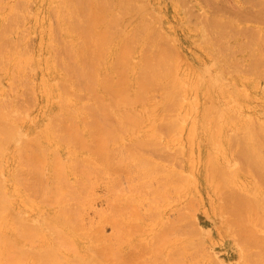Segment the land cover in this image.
<instances>
[{"label":"bare ground","instance_id":"obj_1","mask_svg":"<svg viewBox=\"0 0 264 264\" xmlns=\"http://www.w3.org/2000/svg\"><path fill=\"white\" fill-rule=\"evenodd\" d=\"M19 1L12 0L4 8L0 6V14L4 10L13 13L17 3L20 7ZM136 1L49 0L51 11L49 14L59 16V21L56 20L59 27L53 23L55 26L52 24V28L57 26V29L61 30L65 42L61 44L63 40L59 38V31L58 33L56 30L51 31L53 36L59 34L58 38L61 41L56 37L57 41L54 37L51 39L54 38L55 42L59 41L61 45L57 44L61 47L64 44L59 49L60 51H57V46L55 47L59 53L47 51L42 60L37 57L32 60V57L29 56L30 52L26 53L29 47L24 51L21 50L22 53L27 54V57L26 54L21 55V51L18 53L19 55L17 54L19 57H16V51L12 50L13 56L10 57L11 59L8 57L9 61H12L11 68L0 66L2 67L0 68L1 80L5 79L11 83L14 80L17 81L16 78L23 74L22 71H16L14 66L18 69L20 64L24 65L22 67H27L22 63L24 61L26 63L28 60L35 62L38 67L44 68L47 75L42 86L43 92L49 98L53 94L58 98V102L55 104L57 107L42 117L43 123L38 127L39 134L19 140V144L21 142L23 144L21 147H14L13 151L9 147L12 138L18 139V135L21 136L23 132H21L22 128L18 131L14 127V123L9 122L10 113L3 109L6 108V105H14L15 110L19 111L22 110L20 108L23 107V104H20V106L22 105L20 107L16 104L20 100L12 99L10 103L9 99H0V264H142L147 259L148 261L152 260L154 256L156 259L162 257L163 259L159 260L160 262L153 259L152 264H182V256L185 253L181 256L178 252L177 245L180 244H177L179 241L177 238L181 235L179 230L184 227L182 226L183 228L180 229L181 227L176 224L164 222L165 206L163 208L158 204L165 202V205L169 206L171 195L175 189L176 192H180L182 184L187 186L188 182H191L193 185L194 178L191 176L193 169L191 170V168L194 166L188 163L192 167H189L190 169L185 175L182 172V176L177 177L168 166L158 160L165 161L167 159L165 152L168 150L162 147V141L166 142L167 147H176V150L178 148L187 154L188 151L191 153L196 141L201 138H204L208 145L206 161L208 171L206 172L207 174L209 172V175L212 174L211 171L214 172L212 175L214 178L209 176L210 186H212L211 184L215 186L214 192L222 190L221 196L226 189L228 191L225 186L231 190L227 194L224 193L226 202L223 200V204L226 206L223 210H225L224 213H227L225 219L226 221L232 219L229 221L231 223L229 225H233V227L235 225L239 230L236 229L237 238L238 241L243 238L241 242L245 244V249L250 247L255 249V251L251 250V253L248 249L250 254L246 255L250 259H247L248 257L245 255L247 258L245 257L243 262L250 260L249 262L254 264H264V237H262L264 234V199H262L264 198L262 197L264 196V111L261 115H255L246 101L247 96V99L250 98L248 91L238 87L245 83L246 78L241 76L239 78H224L216 62L213 65L217 68V72L213 73L212 68L205 65V69L193 72L194 77H192V72L182 65L183 58L181 51H178L177 40L174 38L172 40L165 39L162 29L160 28V31L157 28V23L156 27L152 22L146 21L144 15L147 8L145 4L141 5V8H137L140 5L136 7L134 4ZM19 7L18 10L21 9L22 13L27 9ZM16 14L18 15V13ZM19 15H22L21 12ZM152 15L151 13V17ZM28 16L26 15L25 18ZM145 17L147 16L145 15ZM0 18L3 16L0 15ZM10 18H8L9 21H12ZM18 18H16L17 21L21 19ZM22 18H24L23 15ZM255 19L264 24V0L260 2V11ZM25 20L23 19V22ZM1 24L5 25V22ZM14 24L17 28L20 23L18 26L17 22ZM9 27L7 29L11 32L13 29L11 30ZM1 30L3 32V29ZM253 33L250 37L254 38L256 43L260 41L259 48H248L251 51L249 54L244 53L240 59L235 58L237 62H233L236 64L234 68L236 69L237 64L242 63L247 65V69H254L256 74L264 80V40L260 39V35L263 36L264 31L257 28ZM5 36L0 34V39ZM23 38L21 39L24 40ZM5 39L8 41L7 38ZM8 39L11 40V38ZM13 41L11 40L12 45L15 43L16 46L19 43H16L17 40ZM8 43L5 42L6 47ZM10 44L7 48L11 46L14 49L15 46ZM28 46L31 48L32 44L30 43ZM244 47L247 48L245 45ZM7 48L3 47V49ZM17 48L19 49V46ZM17 48L15 47L14 50ZM3 49L1 50L4 51ZM6 51L8 52L5 50L0 54V61ZM58 61H61L65 70H62V67H60L61 70L58 68L59 66L57 67ZM4 62L2 61L3 64ZM8 62H5V64L7 63L6 67ZM33 62H31V67L28 64L31 69L26 68L27 71L33 72ZM2 63L0 64L2 65ZM37 66L34 70L38 69ZM28 73L27 76L30 74ZM230 73H233V70ZM25 81L24 89L28 86V80ZM32 84L30 80L27 89ZM4 87L5 84L0 83V92L5 91ZM34 88L32 89L34 90ZM16 89L15 94L21 95L20 90ZM201 89L206 98H210V94H214V92L219 93L224 103H214L212 100H209L210 103H208L206 101L198 112L195 100L191 99L188 93ZM157 93L160 97L156 96ZM154 97L161 99L157 101ZM253 97L259 99L264 106V101L260 96L255 93ZM240 99L243 100L239 108L235 100ZM22 102L26 103V100ZM27 103L29 102L27 101ZM10 125L14 128L13 134L8 130ZM164 136L166 139H162ZM158 140L160 145L159 143L155 144ZM119 143L121 147H119ZM153 146L156 151H153ZM204 146L205 144L201 147L205 148ZM161 148L165 151L162 152ZM157 149H161V152ZM234 152L240 162H244L243 172L246 176L228 170ZM179 153L182 152L179 151ZM186 156L184 158L188 160ZM168 159L166 162H173L170 158ZM176 159L174 162L177 161ZM189 159L191 161L192 157ZM234 160L236 159L234 158ZM180 162L182 164V160ZM193 162L194 160H192V164H194ZM235 162L233 164L238 165V162ZM179 168L182 170V166ZM9 180L12 183L11 187L7 185ZM102 183H105L108 190L111 191L112 188L120 187L123 183H131V185L124 189L122 198L119 193L120 198L117 203L115 201L117 199H114L117 187L112 191L115 193L114 195L109 194L112 195V199L106 198L109 201H106L108 213H106L107 215L103 214L106 217L104 222H113L116 232L113 234L114 236H110L112 238H109L107 246L104 245L103 249L101 246V248L98 247V250L101 251L96 252V255L97 249L93 250V246L96 245L90 244L87 240L82 243L79 241L77 232L80 230L78 231L77 222L78 220L81 224L84 222L81 211L85 209L81 208L84 203L89 205L90 209L92 208L90 204H93L94 192L96 187ZM219 187L220 189H218ZM24 193L36 196L38 201L42 199L45 203L47 202L50 205L51 214L46 217L35 216L36 218L30 219L21 210H17L15 198ZM84 196L85 199H83ZM141 206L143 209L146 207L145 211L141 210ZM181 212L182 210L179 211L180 214ZM151 213L159 218L155 221L157 224H151L152 229L146 223L149 218L145 219L146 221L143 219L151 217ZM179 216L183 217L184 215ZM126 218L128 221L130 220L129 224L126 223ZM132 218H134V222H132ZM91 221L94 222L93 219ZM164 223L169 226L166 228ZM134 225L137 226L134 227ZM95 226L94 231L98 230V226ZM155 226L157 232L154 231ZM87 228L91 231L93 225H88ZM87 228L85 227L84 230ZM133 228H137V233L139 229V234L144 232L139 237L148 250L144 248V245L143 247L139 246L145 249L144 252L153 253V258L149 256L152 259L145 257L143 262L139 261L145 253H141V251L140 254L138 253L139 251L136 249L138 245L135 249L132 247L134 251L131 252L135 253L130 254L131 257L134 256V260L124 256L125 248L134 243L132 240H125L123 233L126 231L129 233ZM100 230V237H107L102 236L103 229ZM88 231L84 232L85 237L92 235L91 232L88 234ZM177 231L179 235H176ZM261 231H263L262 234H260ZM239 232L242 235L241 239ZM183 234L184 232L181 236ZM184 236L186 237V234ZM91 238L93 237L91 236ZM189 242L183 241L182 243ZM135 244L137 243L135 242ZM239 244L240 242H238ZM244 244L241 243L242 250H244ZM187 245L192 247L195 244L191 242L185 244V246ZM124 246L126 247L124 248ZM181 246L179 247L180 251L185 252L186 249L181 250ZM196 248L194 247V249ZM130 249L128 248V250ZM67 253H73V258H68ZM242 255L244 256V254ZM191 256H188L191 262L194 259H199L196 256L193 258ZM188 262L190 263V261ZM145 263L149 264L146 261ZM193 263L195 264V260Z\"/></svg>","mask_w":264,"mask_h":264},{"label":"rangeland","instance_id":"obj_2","mask_svg":"<svg viewBox=\"0 0 264 264\" xmlns=\"http://www.w3.org/2000/svg\"><path fill=\"white\" fill-rule=\"evenodd\" d=\"M10 1H12V0H1L0 6H2L4 8V6L8 5V2H10ZM260 2H261V0H137L136 3H134V4H136V7H137V5L138 6L140 5L137 8H141V5L145 4V7L147 8V12H146L147 14L145 13V15L147 17H145V15H144L145 20L148 22H152L155 26L158 24L157 25L158 27L157 26L156 27L159 29L160 28L162 29V34L164 37H166L165 39L168 38V39L172 40V38H174V40H177L176 45L179 46L178 51L179 52L181 51L182 58H183V64L182 65L187 67V70H190L192 72V77H194L193 72L196 73L202 69H205L204 68L205 65L210 66L212 68L213 73L217 72V68H215L213 65V63L216 62L219 65L220 70H221L224 78H226V77H228V78H230V77L239 78L240 76L243 78H246L245 83L241 84L243 86L239 85L238 87L243 88V89L248 91L250 98L247 99V97H248L247 96L246 101L249 103V107L251 108V110L254 111L253 113L255 115H261V113L264 111V106H263L262 102L259 99H257L256 97L254 98L253 95L256 93L264 101V92H263L264 80H263V78L260 77V75L256 74L257 72H255L254 69H252V68L247 69L248 68L247 65L239 63V64H237L238 67L235 69L234 67L236 66V64L233 63V62H237V60H235V58L240 59L244 55V53L249 54V52H251L249 49L259 48L258 43L260 41H258V43H256L254 38H252L250 36H252L254 34L253 32H255V30L257 28L258 29L260 28L262 31H264V27H263L264 24L262 22H257V20L255 19L258 12L260 11ZM48 3H49V0H25V1L20 0L19 1L20 7L24 8L25 5H29V6H25V8H24V9L27 8L26 10L29 11L28 14H25L27 12L26 10L23 11V13H22L21 9L18 10V7H19L18 3L16 4L17 6H16L15 11L13 10V13H10L12 11L9 12L8 10L1 11L2 13L0 15L3 16V18H0V30L3 29V32L7 31L9 33H7V32L3 33L2 30L0 31L1 32L0 34L6 35L5 37H3V39H0V44L4 45V46L0 45L2 47V48L1 47L0 48L1 49H3V47L7 48V47H9L8 44L11 43V40H14V41L17 40L16 43L17 42H19V43L16 46H15V43H14V45H12V43L10 45H12L13 47L15 46L16 48H17V46H19V49L17 48V50H14L15 47L13 49L11 46H10V48L3 49L4 51L8 50V52L6 51V53H4V55H2V58H4V60H2V58H1L0 63H2V61L4 62L5 59H6L5 62H8L9 58L13 56V53L15 51H16L15 52L16 55L15 54L14 55L16 57H19L18 53L22 49H23L22 51H24V49H26L28 47H29V49H27L26 53L30 52L29 56L32 57V60L35 59L36 57L39 58L40 60H42L43 57L46 55L47 51H54V52H56V54L59 53V52L57 53V51L59 49H61L64 46V44L62 47L59 45H61L62 43H65V42H64V39L62 37V33L60 32L61 30L57 29L59 27L58 26L59 24H57V21H59V16L56 14H52V15L49 14L50 9H49ZM46 8H47V10H46ZM0 9H1V7H0ZM19 11L21 12V14L23 15L24 18H22V15H19L20 14ZM148 11L150 12L149 14H148ZM16 13H18V15ZM151 13L153 14L152 17H151ZM26 15H29V16L27 18H25ZM53 15H54V17H53ZM55 16H56V18H55ZM18 17H20L21 19L17 21L16 18H18ZM51 17L54 18L53 22H52ZM8 18H10L14 22L9 21ZM13 18H15V19H13ZM23 19L24 20L26 19V20L23 22ZM2 22L3 23L5 22V25L1 24ZM16 22H17V24H16L17 26L20 23L17 28L14 26L15 25L14 23H16ZM53 23H56L58 27L57 26L53 27V28H55V29H53L52 28ZM7 24L8 25L10 24L9 26L12 25V27H9ZM4 26H7V27H4ZM53 26H55V25L53 24ZM8 27L11 30L13 29L12 34H11L12 31L11 32L8 31L9 30V29H7ZM161 29H160V31H161ZM54 30H56L57 33L59 31L60 36H59V34H56L55 32L54 33L57 36H53L51 31H54ZM20 35L23 37H26L27 39L21 37ZM58 36L61 40H63V42H61V44L59 43V41H61V40L58 38ZM261 36L262 35H260V39H261V41H263L264 35L262 37ZM51 37H54V38L56 37L57 39H59V41L55 42L56 38H55V40H54V38H52L53 39L52 40ZM5 38H7L8 41H6ZM8 38H11V40H9ZM21 38H23L24 40H22ZM48 40H50V41H48ZM21 41L22 42L24 41V42L22 43ZM5 42H7V43L9 42L7 44V47H6ZM171 42L173 43V41H171ZM30 43L32 44L31 48H30V46H28V44L30 45ZM49 43H51V44H49ZM244 43H246V44H244ZM24 44H26V46H24ZM52 44H54L53 45L54 50H53ZM244 45L247 46V48L244 47ZM55 47H56L57 51L55 50ZM1 49H0V52H1L0 54H2L4 52ZM9 49H10V51H9ZM22 51H21V55L23 54V56H24V54H26V53H24V52L22 53ZM31 51H33V52L31 53ZM21 55H20V57H21ZM23 56H22V58L24 59ZM0 57H1V55H0ZM26 57H27V54H26ZM26 57H25V59H26ZM56 57H57V55H56ZM5 62H4V64L2 63V65L0 64V66H2L3 68H11L10 66L12 65V61L8 62L7 67H6L7 63L5 64ZM31 62H33V61H31ZM31 62H30V60H28L27 63H26V61L22 62L27 67H22L24 65L21 66V64H20V66H21L20 69H19L20 66L18 67V69L14 66L16 71H18V72L22 71L23 72L22 76H19L18 78H16L17 81L20 79L23 84L20 82V80L18 81V83H16L17 82L16 80H14L15 83L14 82L8 83L5 79H3V81H2L1 77H0V83L5 84V87H4L5 91L0 92V99H9L10 103H11L12 99H15V101L20 100L21 102L26 100V103H27V101L29 102L27 104L25 102L21 103L20 101H19V103L15 102L19 106H20V104H23V107H21L22 105L20 106L21 107L20 109H22V110H19V111L15 110L14 105H12V106L6 105V108L3 109V111L10 113L9 122L14 123V127H16L18 129V131L20 130V128H22L21 132H23L21 134V136L18 135V139H15V137L12 138V142L9 144L11 151L15 150L14 147H18V146L21 147V145L23 143L21 142L19 144V140L28 139L29 136L33 135V134H39L38 133V127L41 123H43L42 117H44L45 115H48L49 113H51L53 111V109L55 107H57L55 104L58 102V98L55 97L54 94L51 98H49L48 96L45 95V93L42 90L43 82H44V80L47 79V75L45 73L44 68L38 67L36 65V63L33 62V65H34V67L32 65V71L33 72H31V71L29 72V71H27L26 68L31 67L30 66ZM36 62H38V61L36 60ZM28 64H29V67H28ZM247 64H248V62H247ZM35 66H37L38 69L34 70ZM63 66L64 65L61 64V61L57 65V67L59 69H60V67H62L61 69L65 70V68ZM2 67H0V68H2ZM30 69L31 68H29V70ZM24 70H25V73H24ZM182 70H185V68H182ZM232 70H233V73H230V72H232ZM26 72L27 73L29 72L30 74L28 73L29 75L27 76ZM24 76L27 78L24 79L25 78ZM23 79H24V82H23ZM25 80H28V83H27L28 86L27 87H25L26 86ZM30 80L33 84H32V86H30L29 89H27L29 87ZM23 85H25L24 86L25 89L23 88ZM31 87L32 88L35 87L34 90ZM185 87L187 88L186 85H185ZM16 88H18V89H16ZM15 89L20 90L21 95L15 94V92H14ZM233 92H234V89H233ZM241 93L243 94V91H241ZM188 95L191 99L195 100L196 110L198 112H199V109L202 108L201 106L204 103H206V101L208 103H210L209 100H212L214 103L223 102L221 95L219 93L214 92V94H210V98H206V96L202 92V89L201 90H192L191 92L188 93ZM156 96H159V93H157ZM159 97H157V98L154 97V98L157 99V101H159L161 99ZM242 100L243 99L235 100L237 102V107L240 108V104H241ZM23 108H25V110H23ZM255 119H257V118H255ZM251 122H255V121H251ZM8 127H9L8 130H10L13 134V130H14L13 126L10 125ZM162 139H166V137L164 136V138H162ZM201 139L196 141L198 143V145H197V143H195V146L193 147L194 151L192 150L191 153H190V151H188L187 154H185L182 150H179L178 148H177V150H178L177 151L176 147L175 148L167 147L165 141H162L163 143L165 142V146L163 145V143H161L162 147L166 148L169 151V152L168 151L165 152V158H167L166 160H169L168 158H170L173 162L171 161L172 163H169V162H166V160L165 161L164 160H158V161L161 162L162 164H165L166 166H168V168L171 171H173L172 173L174 174V176H177V177L182 176L183 173L185 175V173L192 166H194L191 168V170L193 169V174L191 175L192 178H194L193 185L191 184V182H188L189 186L188 185L184 186L182 184L183 187L181 186L182 189L180 192H176V189H175V192L172 193L173 192L172 190L174 189V186H173L172 190H171V193H172L171 196L172 197H171L170 205L169 206L165 205V202H163V203L161 202L158 204V205L163 206V208L165 206V208H164L165 210L163 211L164 222L167 221L168 224H171V223L174 225L176 224V226L178 225V227L179 226L181 227L180 229H182L183 227L185 228L184 231H183L184 228L182 230H179V232L181 231V235H182V232H184V234H183V236L180 235V236H178L179 238H177V239H179L177 244H180V245H177L178 246L177 249L179 250L178 252H180L181 256L185 253L182 256L183 258L180 256V259L182 258V262L184 264H192L194 260H195V264H247L250 260L248 262H247V260L243 262V260H245L248 257L246 255L249 253L248 249H250V253H251V250L255 251V249H252L250 247V248H246L247 251H245L246 250L245 244L243 242H241L243 239V238L241 239L242 235L239 232V234H240L239 238L241 240L239 239L240 241H238V238H237L238 234H236V233H238V232H236L238 229L235 227V225H234V227H233V225H229V224H231L229 221L232 219H230V220L227 219L228 221H226V219H225V217H227V215H226L227 213L226 212L224 213L225 210H223V208L226 206V204H223V200L226 202V200H225L226 195H224V193L227 194V192L228 191L230 192L231 190H229L230 189L229 187L225 186L226 188H228V191L225 188L226 191L223 193L224 196L223 195L221 196L222 190H219L218 192H216V191L214 192V190L216 189L215 186L213 184H211L212 186H210L209 176L211 177L212 175H214V172L211 171V173H212V174L210 173L211 175H209V172H208V174L206 172V171H208V169L206 167L207 166L206 161H207V154H208V145L205 143L206 141L204 138L202 139L203 142L201 141ZM16 141H17L18 145L16 144ZM122 141H124V140H122ZM154 142H156V141H154ZM120 143L118 144L119 147H121ZM157 143H159V140L155 144H157ZM202 143H203V145L205 144V146H204L205 148L201 147V146H203ZM159 145H160V143H159ZM197 147L199 148V150ZM154 148H153V151H156V148L155 149ZM174 149L177 151V153ZM204 149H205V151H204ZM157 150H159V149H157ZM160 150H159V152H161ZM163 150L165 151V149H162V152H163ZM179 151L182 153H179ZM202 151L206 154V156H205V154H202L203 153ZM190 154H192V155L190 156ZM198 154H199V156H198ZM185 155H187L186 157L188 158V160L186 158H184ZM235 156L236 155L234 152V154L231 157L232 163L230 162L228 170H233L235 172L241 173L242 175L244 174L246 176V174L243 172V169L245 166L244 162H240V160L237 158V156L236 157ZM238 156H240V155H238ZM191 157H192V159L190 161L189 158H191ZM175 158H177L176 162H174ZM197 158H199V160H197ZM234 158L236 160H234ZM156 159H157V157H156ZM181 160H182V164L180 162ZM192 160H194V162H193L194 164H192ZM234 161L238 162V165L236 164L237 167L235 164H233ZM164 162H166V163H164ZM188 163L191 164L192 166L189 165ZM180 166H182V170H181V168H179ZM237 168H239V169L236 170ZM241 169H242V171H241ZM211 178H214V176H212ZM122 182L125 183L126 181H122ZM124 183L120 186L121 188L116 186L117 189H116L115 193L117 196L114 195L115 194L114 192L112 193V191L116 187L112 188L113 190L111 191V190H108V186L105 183L99 184L96 187V190L94 192V199L92 198L93 204L92 203L90 204V207L92 206V208L90 209L89 205H86V203H84L82 206L83 208H81L83 210L85 209L84 211H81V214H82L81 217H83L84 222H82L83 225L81 223H79V220L77 222L78 223V226H77L78 231L80 230L79 232H77L78 238H80L79 241L81 243L84 242V240H87L88 242H90V244L93 243V245H96L95 247L93 246L94 251L97 249V251H95L96 255H97V253H99L101 251V250H98L99 249L98 247L101 246L103 249L104 245L107 246L109 243V241H108L109 238H112L110 236H114L113 234H115V232H116V228L112 224L113 222L112 223L104 222L106 217H104L103 214L107 215L106 213H108L107 212L108 203H106V201L108 202L109 200L112 199V195H109V194H113L114 197H116L114 199H117V200H115L117 203L119 198L123 197L122 192H124V189H127V186L131 185V183L130 184L129 183L124 184ZM7 185L9 187H11L12 183H10V180L7 182ZM177 185L179 186L180 184H177ZM185 187H186V190H184ZM119 188H120V190H119ZM256 188H257V186H256ZM218 189H220V187ZM220 191H221V193H219ZM119 193L121 194L120 197H119ZM177 194H179L178 197H177ZM83 195H81V196H83ZM251 195H250V197L253 196V195L252 196ZM262 197H264V196H262ZM106 198H108L109 200L108 199L106 200ZM83 199H85V196ZM262 199H264V198H262ZM15 206H16L17 210L18 209L21 210L30 219L36 218L35 216L46 217L47 215L51 214V212H52L51 209L49 208L50 205L47 202L45 203V201L42 199L40 201H38L36 196H31L28 193H24L22 196L16 197L15 198ZM140 208L143 211H145V209H146V207H145V209H143V206H141ZM105 209H106V211H105ZM86 210H87V212H86ZM181 210H182V212L180 214L179 211H181ZM219 211H221V212H219ZM103 212H105V213H103ZM220 213H221V215H218ZM151 214H152L151 217H153V218L148 216L147 218L145 217L143 219L147 220L149 218L147 220L148 222L146 220L145 221L150 226V228L152 229L151 224H157V222H155V221H157L159 218H157V215H155L154 213H151ZM179 215H184V216L180 217ZM158 217H159V215H158ZM118 218L120 219V217H118ZM92 219L94 222L91 221ZM102 219H103V221H102ZM133 219L134 218H132V220ZM150 219H151V221H150ZM125 221H126V223L128 222V224L130 222V220L128 221L127 218L125 219ZM134 221L135 220H133L132 222H134ZM137 223H138V219H137ZM232 223H233V221H232ZM88 225H93V228H91V231L89 228H87ZM137 225H139V224H137ZM174 225H172V226L170 225V226L173 227ZM83 226H84V228L85 227L87 228L86 229L87 231L89 230L87 232L88 234H89V232L92 233V235H91V233H90V235L93 238H91V236L85 237L84 232L86 233V230H84ZM94 226L95 227L98 226L100 229H103L102 230L103 231L102 236L105 235L107 237L101 238L100 237L101 236L100 235L101 230L97 227L98 230H96V231H98V232L100 231V232L98 233V232L94 231ZM136 226L134 225V227H136ZM164 226H166V228H167V226H169V225H167V224L165 225V223H164ZM176 226H174V227H176ZM232 227H233V229H232ZM138 228L140 229V227H138ZM234 228H235V231H234ZM92 229H93V232H92ZM139 229H138V231H139L138 233H137V228H133L132 230H130L129 233H128V231L123 233L124 238H126L125 240H130V241L132 240L134 243L133 245H131L127 248H125L126 246H124L125 251L123 252V254H124V256L126 255L128 257H131L130 254L135 253V252H131V251H134L133 249H135V247H137V245H138L139 248L138 247L136 248L137 251H139L138 253L140 254V251H141V253L142 252L145 253V254H143L144 255L143 258L141 257V255H139V257H141V259L139 261L143 262L145 260V257L149 258V256H151L153 258V253H150V252L147 253V251L144 252V250L146 248H147L146 250H148V247H146V245L143 244L142 241H140L141 237H139V236L143 235L144 232L142 231L141 232L142 234H139L140 233ZM154 231L157 232L156 226L154 228ZM263 231H264V229H263ZM263 231H261L260 234H262ZM185 232H187L188 234ZM175 233H174V235H175ZM185 234H186V237L184 236ZM153 235H155V234H153ZM176 235H179L178 231H177ZM262 235L261 236L264 237V234H262ZM181 237H183V238H181ZM105 238H107V239L105 240ZM101 239H103V240H101ZM188 240L189 241L191 240V242L195 245L192 247H190L189 245L185 246V244L191 243ZM102 241L104 244L102 243ZM134 241L137 244H135ZM183 241H186L189 243H182ZM127 242H129V241H127ZM139 242H141L142 244H140ZM238 242H240L239 245H241V243H242V245L244 244V247H243L244 250H242V245L240 246L241 247V249H240ZM181 243L185 247L181 246L182 245ZM139 245L140 246L142 245V247L144 245L145 249L141 248ZM180 246H181V250L183 248L186 249V250L183 249L185 252L182 251L183 252L182 253L180 251V248H179ZM196 246L198 249L196 248ZM132 247H133V249H132ZM188 247H190V248H188ZM194 247L196 249H194ZM246 247H248V246H246ZM128 248H131L132 250L131 249L128 250ZM244 252H246V253H244ZM64 254H65V252H64ZM72 254L73 253H67L66 255L68 256V258H73ZM242 254H244V256ZM176 255H178L177 252H176ZM188 256H191L192 258H193V256H196L199 259H197V260L194 259L191 262V260ZM151 257L149 259H152ZM196 257H194V258H196ZM131 259L134 260V256H132L130 258V260ZM153 259L155 261L160 262L159 260L163 259V257L156 259L154 256ZM153 259L150 261H148V259H147L145 261L149 264L150 263L152 264L154 262ZM247 259H250V258L248 257ZM145 261L143 263L142 262L141 263L144 264ZM188 261H190V263ZM249 263L254 264L252 262H249Z\"/></svg>","mask_w":264,"mask_h":264}]
</instances>
